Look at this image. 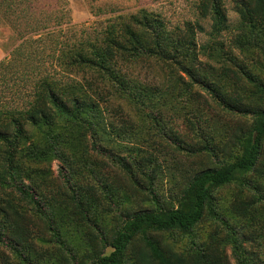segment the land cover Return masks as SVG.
<instances>
[{
  "label": "trees",
  "instance_id": "1",
  "mask_svg": "<svg viewBox=\"0 0 264 264\" xmlns=\"http://www.w3.org/2000/svg\"><path fill=\"white\" fill-rule=\"evenodd\" d=\"M19 2L0 0V19L15 28L20 41L0 61V264H226L218 247L191 242L178 249L174 236L194 235L204 219L244 220L253 230L264 222V186L250 179L255 174L264 182L259 80L248 79L259 91L247 98V87L241 85L246 71L230 57L236 69L225 68L221 76L233 84L234 93L215 97L224 110L252 119L231 138L239 153L220 163L205 139L197 153L207 152V166L194 172L174 203L160 201L145 171L153 155L138 145L140 128L125 106L152 118L155 87L137 75L144 63L161 65L176 82L184 77L204 82L207 74L199 68L196 47L205 27L197 21L171 30L158 16L142 11L114 18L94 37L59 41L55 29L21 15ZM232 3L238 30L262 34L255 43L264 49V0ZM198 12L210 22L211 40L226 48L218 41L230 28L223 1L201 0ZM51 35L57 38L50 49L57 65L53 71L45 66L44 52L35 50ZM246 45L247 36L232 32L228 49ZM159 131L178 147L187 143L177 130ZM115 146L138 151L127 154ZM104 158L120 167L122 183ZM54 159L61 164L56 176L49 169ZM137 172L148 179L147 187ZM234 184L238 198L226 202L225 215L216 193ZM231 240L238 264H256L239 248L237 237Z\"/></svg>",
  "mask_w": 264,
  "mask_h": 264
},
{
  "label": "rangeland",
  "instance_id": "2",
  "mask_svg": "<svg viewBox=\"0 0 264 264\" xmlns=\"http://www.w3.org/2000/svg\"><path fill=\"white\" fill-rule=\"evenodd\" d=\"M19 1L21 15L28 16L32 23H41L48 30L55 29L57 32L54 35L58 36L59 41H76L88 36L94 37L107 24L113 22L114 18L121 17L120 20H122L130 15L140 14L142 11H147L154 17L158 16L171 30L177 27L185 28L186 23L197 21L201 23L205 27L206 33L197 34L196 50L199 52V61L201 62L199 68L207 74L204 82L196 83L188 77L176 82L174 79H169L168 71L161 65L144 63L141 69H138L137 75L142 82L155 87L157 106L152 110L151 117L153 119L144 117L142 112L139 113L135 109L125 107L131 111L130 114L139 125L140 140L138 145L143 149V153L148 152L153 155L154 162L149 164L145 171L153 177V187L158 193L160 201L174 203V197H178L188 185L194 172L202 165L207 166V152L197 153L205 144V139L211 141L216 153L214 159L219 160L220 163L232 161L239 153V147L230 144L231 138L238 129L246 125L249 126L252 119L249 116L224 110L218 104L215 94L219 93L228 97L234 93L233 84L223 80L221 76L225 68L236 69L230 59L232 56V60L237 58L241 61V65L246 71L247 80L243 79L241 85L245 84L247 87V98L259 91L258 87L248 80L249 78L258 79L264 90V49L255 43L257 37L263 38L262 34L250 32L249 29L245 33L238 30V17L232 0H222L230 24V28L227 30L229 32L226 31L223 37L218 38V41L225 43L226 48L223 49L208 35L210 22L199 16L198 4L201 0ZM25 22L22 21L24 25L28 24ZM59 30H62V33ZM232 32L235 35L247 36V45L243 49H228V41L232 37ZM42 39L39 43L41 48L35 50L44 52L45 66L49 71L56 70L57 65L52 58L53 53L50 49H53L57 40L53 36L52 38L46 36ZM19 43L15 28H11L9 24L0 19V47L2 48L0 61L6 56L9 57ZM24 89L22 88L23 91ZM147 111L150 112L149 109ZM136 115H141V117L137 118ZM162 127L167 131L174 129L181 132L187 143L194 145V148L187 149V143L178 147L170 137L161 135L159 130ZM113 148L127 154L138 151L136 147L129 146L125 148L126 151L122 146ZM90 155L93 159H98L94 153H90ZM104 160L110 165V170L114 171L111 175L122 183L124 174L120 167L111 165L106 158ZM60 165L57 159L49 163V169L54 176L57 175ZM137 176L146 187L149 185L145 176L139 172H137ZM257 178L255 174L250 176V179H256L264 186V182ZM129 184H131L130 180ZM236 191L237 188L234 184L230 188L221 189L216 193L219 207L223 208L225 215H227L226 202L238 198L233 195ZM227 224H231V228L226 229ZM232 236L237 237L239 248L246 255L252 256L256 264H264V222H261L253 230L247 229L244 220L235 222L229 220L228 217L224 221L204 219L195 229L194 235H176L174 238L178 249H183L191 242L209 244L221 250L226 264H238L235 244L231 240Z\"/></svg>",
  "mask_w": 264,
  "mask_h": 264
},
{
  "label": "crops",
  "instance_id": "3",
  "mask_svg": "<svg viewBox=\"0 0 264 264\" xmlns=\"http://www.w3.org/2000/svg\"><path fill=\"white\" fill-rule=\"evenodd\" d=\"M1 49H2V48L0 47V55H1Z\"/></svg>",
  "mask_w": 264,
  "mask_h": 264
}]
</instances>
